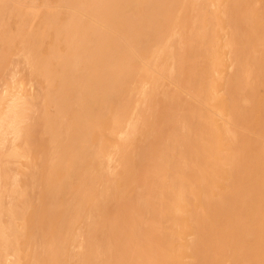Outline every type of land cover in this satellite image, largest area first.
<instances>
[{
    "label": "bare ground",
    "instance_id": "obj_1",
    "mask_svg": "<svg viewBox=\"0 0 264 264\" xmlns=\"http://www.w3.org/2000/svg\"><path fill=\"white\" fill-rule=\"evenodd\" d=\"M37 3V0H0V264H67L66 256L69 252L71 257L73 250L70 245L78 237L80 250L78 247L73 255L76 264H110L106 256L116 254L122 257L116 256L120 262L114 263L123 264H231L236 259L239 263L232 264H264L263 1L57 0L54 6L50 3L37 6ZM219 6L224 9L223 13ZM211 7L214 8L210 10ZM223 23L232 30L231 35L228 33V62L220 60L218 46L221 44L216 42L223 37L220 33ZM177 37L179 46L174 45ZM254 53L259 54L254 58ZM188 57H192L190 63ZM170 59L173 60L169 70L171 79L176 75L186 77L180 83L190 82L195 100L217 109L218 114H229L235 120V125L232 124L235 136L227 131L232 140L226 139L224 133L229 128L224 130L208 119L212 113L209 110H205L209 111L205 113L210 114L208 118H204V113L199 115L202 107L199 103L195 112L203 121L197 120L202 130L198 148L207 156L214 154L210 156H215L216 164L210 159L208 166H205L206 160L199 165L200 153L195 152L192 158L196 165H190L196 167L195 182L189 184L188 171L178 167L174 181L162 179L164 184L155 182L150 191L152 186L146 188L147 184L151 185L148 176L142 188L145 186L149 192L140 187L142 191L136 193L138 188L135 191L128 186L133 181L128 178L130 170L135 166L131 162L129 170L126 147L138 142L135 136L142 123L136 122V111L132 112V108L141 84L149 83L148 90L140 94L151 98L161 87L160 77L170 78V67L164 69L171 63ZM254 81L259 88L263 87L262 94L259 88L254 89L257 86ZM170 83H167L169 87ZM176 88V92L181 89L187 94L184 85ZM167 92L164 91L170 95ZM176 92L175 97L182 94ZM189 97L188 102L181 97L172 106L185 110L178 115L185 130L172 136L171 142H189L187 133L197 119L196 114L186 112L185 107L192 108L189 102L193 104ZM165 99L164 103L169 106L171 99ZM35 101L40 108L35 107ZM29 107L36 112L35 116L33 112V117L28 114ZM227 120L222 121L230 122ZM230 127L233 129L231 124ZM147 128L143 132H148ZM172 145L171 153L166 151L154 163L152 176L160 177L162 172L171 169L174 159L188 155L186 150H176ZM217 148L220 156L215 155ZM31 152L37 155L35 158L31 155L35 162L30 158ZM111 152L125 166L119 173L115 172L116 176L111 171L113 177L107 173L112 177L108 180L105 174L109 167L105 162ZM30 160L36 165L32 166ZM11 172L17 173L19 179ZM30 182L37 189L34 188L36 197L29 189L35 200L28 199L26 193ZM177 184L182 191H177ZM125 185V199L134 198V201L128 203L129 207L110 210L118 216V219L111 217V226H116V230H106L104 220L107 214L112 215L107 210V197L122 195ZM185 185H189L197 205L204 203L199 220L185 201ZM204 192L207 197L201 199ZM155 193L163 195L162 203H168L166 207L176 206L170 207L174 209L169 210L170 216L164 212L167 216L164 220L171 224L161 226L162 229H157L159 219L144 222L143 212L149 213L148 205L157 198ZM173 193L176 196L171 199ZM4 197L9 202L7 209L2 207V203L8 206L6 198L2 200ZM173 214H178V218ZM81 218L85 221L89 218L84 231L78 235L72 233L74 222ZM176 228L178 234L187 229L194 238L189 242L181 239V243L179 239L176 243L174 239L180 237ZM99 229L104 239H100ZM39 234L44 237L40 246L36 244V249H40L32 250L31 243ZM185 250L195 252L190 257ZM187 257L193 262L183 261Z\"/></svg>",
    "mask_w": 264,
    "mask_h": 264
},
{
    "label": "rangeland",
    "instance_id": "obj_2",
    "mask_svg": "<svg viewBox=\"0 0 264 264\" xmlns=\"http://www.w3.org/2000/svg\"><path fill=\"white\" fill-rule=\"evenodd\" d=\"M53 3H52V2ZM56 1L57 0H37V6H44V4L46 3V4H48L49 5V3H50V5L52 4L53 6L55 5L54 4V2L56 3ZM221 1V0H220ZM261 1H263V3H264V0H261ZM40 2H42V4L40 3ZM222 4V3H221ZM224 5V4H223ZM257 5H258V3H257ZM263 5V4H262ZM221 6V5H220ZM220 6H219V9H220ZM32 8H34V9H37V8H35V7H32ZM214 7H211L210 8V10H212ZM221 8H222V6H221ZM219 9H218V11H219ZM38 10V9H37ZM43 9H40V11H42ZM220 10H222V9H220ZM40 11L37 13V16H39V14H40ZM223 11H224V9L222 10V12L221 13H223ZM221 17L223 18V14L221 15ZM224 17H226V15H225V13H224ZM37 20V19H36ZM190 21H191V18H190ZM35 22H37V21H35ZM191 24V23H190ZM225 23H223V25H222V27L224 28V29H222V30H220V33L223 35V37L221 38V40H220V42H218V41H216L217 43H219V44H221V47L220 46H218V49H219V53H220V51H221V54H219V56H222V57H220V60L221 61H223V60H225L226 62H228L229 61V59H228V57H229V54H227L228 52H230L229 51V48H228V41H229V38H230V33H232V30L231 29H229V26L228 25H226ZM225 27H226V29H225ZM189 30H190V27H189ZM234 31H236V30H234ZM187 32V31H186ZM224 33V34H223ZM230 35H229V34ZM229 35V37H228V39L227 38H225L226 37V35ZM234 36H236V35H233V37ZM175 38V37H174ZM173 38V39H174ZM179 37H177V41L175 40V43H174V45H177V46H179L181 43H180V38L178 39ZM223 39V40H222ZM226 39V40H225ZM227 41V42H226ZM178 42V43H177ZM225 42V43H224ZM216 43V44H217ZM227 47H226V46ZM176 46V47H177ZM225 46V47H224ZM220 47V48H219ZM259 49H261L260 47H258ZM224 50V51H223ZM228 51V52H227ZM257 52H259L258 51V49H257ZM222 53H224L223 55H222ZM256 56H255V55ZM253 55H254V58L255 57H257V54H259V53H254ZM194 57V56H193ZM225 58V59H224ZM188 59V63H190L189 61H191V59H192V57H188L187 58ZM187 59H186V61H187ZM197 59V58H196ZM195 60V59H194ZM172 59H170V61L169 62H171V63H166V64H168L167 66H166V68H164V69H168L169 67H170V65L172 64ZM187 63V62H186ZM235 63V62H234ZM234 63H232V65L234 64ZM226 64H228V63H226ZM236 65V64H235ZM155 67H157V68H155V69H158L159 68V66H155ZM160 67H162V66H160ZM168 67V68H167ZM177 67H179V64L177 65ZM229 67H230V64H229ZM223 68V67H222ZM171 69V67L168 69V75L170 74V78L169 77H167V75H166V78H164V79H162L163 77H165V76H161L160 77V74H156V72L154 71V74L157 76V77H160L161 79H159V80H161V87H159L158 89H160V90H156L155 92H154V95L153 96H151V98H150V96H144L143 97V95H141L140 94V92H143V91H147L148 90V88H149V83L148 84H146V85H144L143 84V86H142V84H141V88L139 89V94L138 95H136V97H135V107L134 108H132V110H134V111H132V112H135V117H137V118H135V120H136V122L137 123H142V127H141V125H139V128H141V129H139V133H137L136 134V136H135V138L137 139V143H133L132 145H134V146H127L126 147V152H127V157H128V159L127 160H130V166H129V170L132 168V167H134V168H132L131 170H130V176L128 177L129 178V181H130V179L131 180H133V181H130L131 182V184H130V182L128 183V186H129V188H135L134 190L136 191V188H138L137 189V191H136V193L138 192H141L143 189H145L144 187L145 186H143V188H142V185L145 183V179L144 178H147L148 176H150V177H148V180H150V183H151V185H146V188H150L149 186H152L150 189V191H152L153 190V188H154V186H155V184H153V183H155V182H158V181H161V184L163 183L162 182V179H165V180H173L174 181V173H177V171H179V170H182V169H184L185 168V172H187L188 171V174H186L188 177V183L190 184H192V182H195L196 181V178H197V171H196V167L194 168V167H192V166H194V163H195V165H196V162L193 160L194 158H192V156H194L196 153L195 152H199L200 154H199V158H197V159H199V160H201V161H199L198 163H199V165L201 164V163H204V161L206 160V163H205V166H208L209 165V163H208V160L210 161V159H211V161L213 162L214 161V163L216 162V160H215V156H210V155H214V154H210V155H206V154H203V152H201L199 149L200 148H198L199 147V144L201 143V141H202V139L200 138V135L202 136V130H200V127L198 128V122L200 123V121H203V118H202V120L200 119V118H198L197 116V112H195V111H197V109H199L198 108V106L197 105H199L200 106V104H201V106L202 107H200V109L201 110H198V113H199V115L201 114V115H204L205 113H207V112H212V113H210L211 114V116H209L210 114L208 113V114H205L204 115V118H208V116H209V118L208 119H213L212 121H214V123L215 124H218V126L220 127V128H222V129H224L225 130V128H229V130H225L226 132V134L224 133V136L225 137H228V138H226V139H229V141H231L232 140V137H234L235 136V128H234V122H235V120L234 119H230L229 118V114L227 115V113L226 112H223L222 113V115L219 113L218 114V112H220V111H218L217 109H215V108H212V107H210V106H208V104L207 103H203V102H199V101H197V100H195V98L193 97L194 95H192V94H194L193 93V91H192V86L190 85V82H186V84L187 85H185V84H183L184 85V88H183V85L181 84L182 82L180 81V79H186V77H184L183 76V78H182V76L180 75H176L175 76V78L178 76L179 77V81H177L178 79V77L175 79L174 78V80H173V78L171 79V76H172V74H171V72H169V70ZM229 70V69H228ZM25 72V71H24ZM166 73V72H165ZM164 75V74H163ZM251 75V74H250ZM174 77V76H173ZM246 77V76H245ZM166 79V81H163V80H165ZM249 79H250V76H249ZM252 80V79H251ZM173 82L172 84L170 83V82ZM177 81V82H176ZM253 81V80H252ZM181 82V83H180ZM260 82V80H258V83ZM167 83H170V85H171V87H169L168 85H167ZM257 83V81H254V84H258ZM164 84V85H163ZM179 84H180V86H179ZM189 84V85H188ZM260 84V83H259ZM258 84V85H259ZM166 85L169 87H167V88H165L166 87ZM173 85H175L174 87H173ZM253 86L254 87V89L256 88V89H258L259 88V86ZM163 86V87H162ZM176 86H177V88H176ZM182 86V87H181ZM185 86H187L186 87V89H185ZM28 87V86H27ZM183 88V89H185L186 91H187V94H186V92H181V89H179V88ZM175 88L178 90V92L179 93H182L181 95L180 94H178V92H176V90H175ZM262 88V89H261ZM169 90V93H170V95H166L165 93ZM260 90V94H262V92H263V87L262 86H260V88L258 89V91ZM33 93H34V91H33V89L31 90ZM164 91H165V93H164ZM175 92L178 94V95H180L181 97H184V99H182L180 96L179 97H175ZM158 93V94H157ZM168 93V92H167ZM224 93V91L223 92H221V94H223ZM163 94H165L167 97H164L165 95H163ZM173 96H172V95ZM175 94V95H174ZM189 94V95H188ZM191 94V95H190ZM157 95V96H156ZM183 95H187V97H185V96H183ZM170 96V97H169ZM189 96H192V97H189ZM244 96V94L242 95V97ZM188 97L191 99H189V101H192V103L194 104L195 103V105L196 106H194L193 104H191V102H189V104L191 105V107L192 108H187V107H185L187 110H186V112L188 113V114H196L195 115V117L197 118V119H195L194 120V125H191V130L188 132V131H185V132H188L187 134H188V137H189V142H188V144H183L182 142H178V141H173V142H171L174 138L173 137H175L176 135H180V134H182V132L185 130V128H184V126L185 125H182L183 123L182 122H180V120H179V118H178V115L180 114V112L182 113V112H184L185 110L183 109V107H181V106H179L178 108H176V106L175 107H172V106H174L175 105V100H177L178 102H179V100H180V98L182 99V101L184 100H186L187 99V102H188ZM229 97V96H228ZM144 98H145V100L147 99V102L144 100ZM166 98V99H165ZM179 98V99H178ZM193 98H194V100H193ZM151 99V100H150ZM164 99L165 100H170L171 102H170V104H169V106H168V104L166 105V103H164ZM233 99L235 100V98L233 97ZM141 100H142V102H141ZM172 100L174 101V104L172 103ZM229 100H231V97H229ZM241 100H242V98H241ZM37 101V100H36ZM35 101V102H36ZM195 101V102H194ZM197 101V102H196ZM34 102V103H35ZM146 102V103H145ZM161 102V103H160ZM169 102V101H168ZM177 102V103H178ZM235 102V101H234ZM232 103L233 105H235V103ZM145 103V104H144ZM152 103V104H151ZM155 103V104H154ZM200 103V104H199ZM147 104H148V106H147ZM36 105H37V102H36V104H35V107H36ZM171 105V106H170ZM193 105V106H192ZM229 105V104H228ZM39 108H40V106L39 105H37ZM146 106V107H145ZM204 106V107H203ZM205 106H207L208 107V109H205ZM37 107V110L39 109ZM149 107V108H148ZM152 107V108H151ZM170 107V108H169ZM190 107V106H189ZM197 109H196V108ZM139 108V109H138ZM167 108H169V109H167ZM175 108V109H174ZM202 108H204V111L205 110H209V111H203V109ZM233 109H235V106L234 107H232ZM35 108H34V106H33V110H34ZM137 109V110H136ZM148 109V110H147ZM196 109V110H195ZM211 109V110H210ZM31 109H30V107H29V111H28V114L30 115V116H32L33 115V110L32 111H30ZM143 112H142V111ZM152 110V111H151ZM191 110H193V112L191 111ZM212 110H214V111H212ZM217 110V111H216ZM36 111V110H35ZM154 111H156V112H154ZM175 111V112H174ZM177 111V112H176ZM201 113H200V112ZM203 111V112H202ZM33 112V113H32ZM154 112V113H153ZM36 113V112H35ZM35 113H34V116H35ZM138 113H139V116H140V119H139V117H138ZM174 113V114H173ZM204 113V114H203ZM148 114V115H147ZM214 114L215 115H217V116H214ZM151 115V116H150ZM155 117H154V116ZM175 115H176V117H175ZM208 115V116H207ZM134 115H131V117H133ZM167 116V117H166ZM212 116H214L213 118H212ZM33 117V116H32ZM154 117V118H153ZM162 117H163V119H162ZM169 117V118H168ZM216 117V118H215ZM219 117V118H218ZM29 118V117H28ZM175 118V119H174ZM224 118V119H223ZM139 119V120H138ZM142 119V120H141ZM149 119V120H148ZM171 119V120H170ZM218 119L220 120L221 119V121H219V123H218ZM228 119V120H227ZM197 120H199L198 122H197ZM225 121V120H227V121H230V122H228L229 123V125H228V123L227 122H223V121ZM141 121V122H140ZM143 121V122H142ZM144 121H147V122H145L144 123ZM170 121V122H169ZM178 121V122H177ZM195 121H196V123H195ZM165 122H167V123H165ZM169 124H170V126H169ZM179 124V125H178ZM230 124H231V126L233 127V129H231L230 130ZM232 124H234V125H232ZM147 125V126H146ZM165 125V126H164ZM221 125L223 126V127H221ZM156 126H159V127H156ZM195 126V127H194ZM148 127V128H147ZM152 129H151V128ZM210 127V126H209ZM147 128V131L148 132H143V130L144 129H146ZM158 128V129H157ZM211 128V127H210ZM181 129V130H180ZM233 130V131H232ZM156 131V132H155ZM227 131H229L230 133H231V135H232V137H230V136H228V135H230V133L229 132H227ZM167 132V133H166ZM201 134H200V133ZM165 133V134H164ZM166 134H167V136H166ZM234 134V135H233ZM158 136V137H157ZM169 136V137H168ZM173 136V137H172ZM8 137H10V136H8ZM147 137V138H146ZM164 137H165V139H166V141H165V139H164ZM146 138V139H145ZM172 138V139H171ZM192 138V139H191ZM200 138V139H199ZM161 139V140H160ZM170 139V140H169ZM197 140V143L195 142ZM141 141V142H140ZM142 141L144 142V143H142ZM162 141H163V143H162ZM166 142H169L171 145L172 144H174V147L175 148H177L176 150H182V152L183 151H185L186 150V152H187V154L188 155H186L184 158H182V157H178L177 159H174L173 160V166L171 167V169L170 170H167V172L166 171H164V173L162 172L161 174H160V177H157V176H155V175H153V176H155V177H153L152 176V174H154L153 172H155L154 170H151L152 169V167L154 166V163L161 157V156H163V154L164 153H166V151H168V152H170L171 153V150H170V148H171V145L169 144V143H166ZM166 143V144H165ZM140 144H142L141 146H140ZM165 144V145H164ZM179 145V146H177V145ZM196 145H198V146H196ZM173 146V145H172ZM200 146H201V144H200ZM165 147V148H164ZM168 148V149H167ZM181 148V149H180ZM139 149H140V151H139ZM142 149V150H141ZM162 149V150H161ZM33 150V149H32ZM35 150V149H34ZM33 150V151H34ZM124 150V149H123ZM132 151V152H131ZM146 151V152H145ZM162 151V152H161ZM217 152V154L215 153V155H217V156H220V155H218V154H220V152L218 151V148H217V150H216ZM35 152H37L36 150H35ZM35 152H31V153H33V154H30V156L31 155H33V156H31L30 158H35V157H37V155H36V153ZM129 153H131V154H129ZM144 153V154H143ZM192 153H193V155H192ZM195 153V154H194ZM206 153V152H205ZM38 154V153H37ZM221 154H224V152H222ZM36 155V156H35ZM110 155V156H109ZM130 155V156H129ZM165 155V154H164ZM190 155V156H189ZM132 156V158H133V160L130 158ZM158 156V157H157ZM189 156V157H188ZM145 157V158H144ZM207 157V158H206ZM210 157V158H209ZM32 158V159H33ZM108 162H105V163H107V167H109V169L106 171V177H107V179L109 180H112L111 178L113 177L112 175H111V173H113V175L114 176H116L117 174L116 173H119L121 170H120V168L122 167V166H125V163H124V165H121L120 164V161H119V159H118V156L116 155V154H114L113 152H111V153H108ZM141 158V159H140ZM171 159H172V156L170 157ZM204 158V159H203ZM144 159V160H143ZM191 159V162H189V160ZM23 160H25V159H23ZM29 160V157H28V159H27V161ZM140 160H143V162H141ZM153 160H155L154 162H153ZM203 160V161H202ZM32 161H34V159L32 160ZM31 160H30V163L32 162ZM111 161V162H110ZM118 161V162H117ZM25 162V161H24ZM29 162V161H28ZM35 162V161H34ZM110 162V163H109ZM114 162H116L115 164H114ZM126 162H128V161H126ZM134 163L133 164V166H132V163ZM201 162V163H200ZM219 162V161H218ZM11 163V162H10ZM176 163V164H175ZM190 163V164H189ZM192 163V164H191ZM219 163H221V161L219 162ZM32 164V166L33 165H36L35 163H31ZM111 164H112V166H111ZM117 164H118V166H117ZM178 164V165H177ZM185 164V165H184ZM216 164V163H215ZM189 165V166H188ZM190 165H192L191 167H190ZM13 166V165H12ZM16 166V165H15ZM132 166V167H131ZM11 167V166H10ZM14 167V166H13ZM36 167V166H35ZM115 167V168H114ZM131 167V168H130ZM178 167H180V169L178 168ZM184 167V168H183ZM224 167L225 168H227V167H229V166H226V165H224ZM15 168V167H14ZM114 168V169H113ZM119 168V169H118ZM113 170V172H112V170ZM122 169H123V167H122ZM134 169V170H133ZM179 169V170H178ZM189 169H192V170H189ZM120 170V171H119ZM111 171V173H109ZM131 171H133V172H131ZM169 171V172H168ZM116 172V173H115ZM12 173V172H11ZM107 173L108 174H110L111 176H107ZM152 173V174H151ZM13 175H15L14 177L15 178H18L19 179V176L17 175V173H12ZM193 174V175H192ZM11 175V174H10ZM135 175H137V176H135ZM143 175V176H142ZM165 175V176H164ZM192 175V176H191ZM132 176H135V178L134 177H132ZM11 177H12V175H11ZM111 177V178H110ZM153 179H152V178ZM192 177H193V179H192ZM195 177V178H194ZM115 178V177H114ZM113 178V179H114ZM127 178V179H128ZM158 179V180H157ZM161 179V180H160ZM176 179V178H175ZM134 180L136 181V182H134ZM153 180V181H152ZM137 181H139V182H137ZM190 181V182H189ZM187 183V184H188ZM164 184V183H163ZM145 185V184H144ZM154 185V186H153ZM132 186V187H131ZM148 186V187H147ZM178 184H177V191H182V188H178ZM186 186V188L184 187L183 188V193L185 194V201H187V204H188V208L189 209H192V211H194L195 212V217H196V220H199L200 218H199V216H201V213H203L204 212V210H203V208H205V207H203L204 206V203L203 204H201V206L200 205H197V202H196V200H195V202H194V197L192 196V194L190 193V191L188 190V187H189V185H185ZM140 187H141V189H140ZM27 190H26V193H28V199H30L31 200V198L30 197H32L33 199H34V197L33 196H31L29 193H31V191H33L31 194H33L35 197H36V194H37V192L34 190V188L36 189V186L35 187H33L32 186V183L30 182V184H28V186H27ZM125 188H127V185H125L124 186V191H122V195H120L119 193H116L115 195H116V197H115V195H112L111 197L113 198V200H112V198L110 197V196H108L107 198H108V200H109V203H107L106 202V205H108L107 206V210H108V212H111L112 213V215H110V214H107V218H106V220H104L105 222H104V224L106 223V226H107V229L106 230H110V231H115L116 230V226H114V225H112L111 226V224H112V219H113V217H115L114 219H118V216L116 217L115 215H113V212L114 211H110V210H116V208H120V207H129L130 205V203H132L133 201H134V198H133V200H131V199H128V198H126V199H128L129 201L128 202H126L125 200V197L127 196V194H126V192H127V189H125ZM3 189V188H2ZM31 191H30V190ZM98 188H96V190L95 191H99V190H97ZM156 189V188H155ZM186 189V190H185ZM37 190V189H36ZM146 190H148V189H145V191ZM188 190V191H187ZM126 191V192H125ZM124 192H125V194H124ZM148 192H149V190H148ZM156 195H157V200L155 199L154 201H153V203H151V204H149L148 206H149V209H147V210H149V213H147L146 214V212H143L144 213V217H146L145 219H144V222H145V220H147L146 222H147V224H148V221H151L152 219H153V221H154V219L156 218V221L158 220V221H160V223H161V221L162 220H164L167 216L166 215H163L164 214V212L166 213L167 212V215H169L168 214V212H170V211H172V210H174V209H172L171 210V208L170 207H176V206H174V204H172L170 207L169 206H167L166 207V204L168 205V203H162V194H160V193H155ZM191 194V195H190ZM202 195H201V199H205V197H207V194L204 192V194L203 193H201ZM205 194H206V196H205ZM105 194H103V196H104ZM118 195H119V198H118ZM162 195V196H161ZM169 195V194H168ZM171 195V199L172 198H174V196H176V195H174V193L173 194H170ZM122 196V197H121ZM102 197V196H101ZM123 197H124V199L125 200H123ZM5 198L6 197H4L2 200H4L5 201ZM110 198V199H109ZM159 198H161L160 200H159ZM36 199V198H35ZM34 199V200H35ZM120 199H122V200H120ZM175 199H176V197H175ZM6 202H7V204H8V206L7 205H4V203H2V207H3V209H4V207H6V209H7V207H9V202H8V199L6 198ZM34 200H32L33 202H35ZM107 200V201H108ZM113 202H112V201ZM4 201H2V202H4ZM14 201H16V200H13V202ZM117 201V202H116ZM122 203H121V202ZM5 202V203H6ZM130 202V203H129ZM114 203H116V204H118L119 203V205H121V206H119V207H117L116 206V204H114ZM126 203V204H125ZM129 203V204H128ZM110 204V205H109ZM115 205V207H114V205ZM123 204V205H122ZM125 205V206H124ZM170 205V204H169ZM191 206V207H190ZM111 207H114V208H112L111 209ZM170 209H169V208ZM122 209V208H121ZM167 209H168V211H167ZM170 210V211H169ZM5 211V210H4ZM116 211H118V210H116ZM203 211V212H202ZM176 212V211H175ZM197 212H198V214H197ZM180 213V212H179ZM178 213V214H179ZM153 214V215H152ZM177 214V215H178ZM109 215V216H108ZM161 215V216H160ZM162 215H163V217H162ZM173 215H175L176 216V218H178V216L176 215V214H173ZM152 216V217H151ZM170 216V215H169ZM186 216H187V213H185V218H186ZM89 217V216H88ZM108 217H110V218H108ZM111 217H112V219H111ZM110 219V220H109ZM4 220H6V219H4ZM89 221V218H87L86 219V221H85V218H81V219H78L77 221H75L74 222V224H73V231H72V233H76L77 235L81 232V231H84V229H85V223H87ZM194 222V221H193ZM191 223L192 225H194V223ZM150 223V222H149ZM160 223H158L159 224V227L157 228V229H162L161 228V226H163V228H165V227H168L171 223H169V221L168 222H166L165 220L160 224ZM169 223V224H168ZM174 223H175V221H174ZM172 227H177V226H172ZM180 230H181V228H180ZM178 231H179V229L178 228H176V233L178 234ZM100 232H103L102 230H100L99 229V231H97V233H98V235H99V237H100V239H104L105 238V235L104 236H102V235H100L99 233ZM181 233L180 234H178L180 237L178 238V240H176V239H174L175 241H176V243H177V241H179V239H180V243H181V241H185V242H189V241H191L193 238H194V236H193V234H191V232L189 231V232H187V229H184L183 230V234H182V231H180ZM97 233L95 232V234H94V236L96 237V236H98L97 235ZM107 233H108V231L106 232V235H107ZM174 234L173 236H177V234ZM38 234V233H37ZM187 234H190V236L188 235L187 236ZM192 235V236H191ZM187 236V237H186ZM104 237V238H103ZM189 237V238H188ZM37 238V237H36ZM36 238H34L33 239V242L31 243V247L33 248L32 250H39L40 249V247H38V249H36L37 248V246H36V244H38L39 246L42 244V242H43V239H44V237H42L41 236V234H39V236H38V240L36 239ZM188 238V239H187ZM82 239V238H81ZM181 239H183V240H181ZM36 242H38V243H36ZM98 242V241H97ZM35 243V244H34ZM79 243H80V237H78V239H77V241H75V242H73L71 245H70V249L72 250V248H73V250L70 252L71 254H72V256L74 255V253H76V252H78V247H79ZM98 243H101V242H98ZM33 245V246H32ZM95 247H96V243H95ZM99 248V247H98ZM29 248H27V250L26 251H30V249L28 250ZM76 249V250H75ZM79 250H80V247H79ZM76 251V252H75ZM95 251H97V248H96V250ZM191 251V250H190ZM185 252L189 255L190 253L192 254V252L194 253L195 251L194 250H192L191 252H189V251H187V250H185ZM66 254H67V252H66ZM191 254H190V257H191ZM69 257V252H68V256H66V261H68L67 262V264H70V262H71V264H76L77 262H76V259L74 258V256L73 257ZM116 256H118V258H121L120 257V255H118V254H116L115 255V257H113V255L112 256H106V259H108L109 261L108 262H110V264H123V262H121V263H117V262H115L114 263V261H116V260H119L118 258L117 259H115L116 258ZM68 257V258H67ZM110 257V258H109ZM114 259H112V258ZM10 258V261L11 260H13L11 257H9ZM70 258V259H69ZM72 258H73V260H72ZM110 259H111V261H110ZM185 259V258H184ZM231 259H232V257H231ZM70 260V261H69ZM188 260H189V262H193V261H190V260H192L191 258L189 259V257H187L185 260H183V261H185V262H188ZM227 260L230 262V258L228 257L227 258ZM113 261V262H112ZM122 261V260H121ZM7 262H9L8 260H7ZM119 262H120V260H119ZM231 263V262H230ZM232 263H239V261H238V259H236V260H234V262L232 261ZM231 263V264H232ZM193 264H197L196 262H194ZM229 264V263H228Z\"/></svg>",
    "mask_w": 264,
    "mask_h": 264
}]
</instances>
